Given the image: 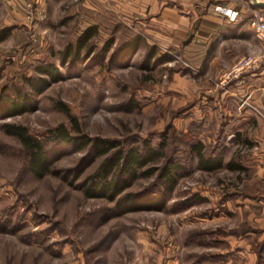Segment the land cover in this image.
<instances>
[{"label":"rangeland","instance_id":"1","mask_svg":"<svg viewBox=\"0 0 264 264\" xmlns=\"http://www.w3.org/2000/svg\"><path fill=\"white\" fill-rule=\"evenodd\" d=\"M13 2L0 0V29L10 28L0 41V97L27 94L33 104L0 118V264H264V183L253 180L254 167L247 161L253 148L238 143L234 133L213 132V120L207 127L193 120L192 109L202 110L210 94L204 69L193 67L183 48L163 47L147 37L140 19L124 22L118 15L103 20L92 48L86 45L74 58L69 46L83 30L81 14L70 13L75 6H52L49 12L36 2L24 7ZM135 37L139 45L133 52L115 55ZM110 38L114 42L101 55ZM152 50L156 54L145 64ZM164 54L167 60L156 59ZM242 55L212 80L214 87L225 88L250 71L224 79ZM47 62L56 64L63 77L36 93L31 79ZM60 102L77 117L80 130ZM7 122L22 123L39 138L65 123L73 134L124 145L164 140L165 156L147 166H162L173 155L182 168L164 208L111 216L107 207L114 200L88 196L80 187L107 154L92 159L78 178L65 177L89 155V147L57 142L60 155L52 168L59 172L37 176L28 167L26 147L6 132ZM200 139L204 153L221 155L223 166L199 167L193 144ZM231 157L249 166L231 168ZM158 172L138 176L126 191L152 189L160 195L164 183Z\"/></svg>","mask_w":264,"mask_h":264},{"label":"crops","instance_id":"2","mask_svg":"<svg viewBox=\"0 0 264 264\" xmlns=\"http://www.w3.org/2000/svg\"><path fill=\"white\" fill-rule=\"evenodd\" d=\"M35 2L45 6V10L49 8V12L52 6H75L76 10L70 13L81 14L83 30L89 25H100L103 20L114 21L117 15L124 22L135 17L146 24V35L156 44L183 48L191 65L204 69L203 82L210 92L202 110L192 109L193 120L201 119L204 127L213 120L216 125L213 132L223 128L224 133H234L238 143L249 145L250 140L253 150L247 161L254 167L253 180L264 183V65L246 72L225 88L217 89L212 83L242 53L260 49V39L249 26L248 6L252 0H14L13 3L24 7ZM216 3L237 9L239 15L229 18L215 10ZM246 98L253 103H244Z\"/></svg>","mask_w":264,"mask_h":264},{"label":"trees","instance_id":"3","mask_svg":"<svg viewBox=\"0 0 264 264\" xmlns=\"http://www.w3.org/2000/svg\"><path fill=\"white\" fill-rule=\"evenodd\" d=\"M9 30V27L0 29V41L9 34ZM97 32L98 25H89L79 35L75 46L70 44L71 51H74V58L80 55L82 48L86 45L92 48L91 40ZM113 42V38L107 40L101 50V55L107 53ZM138 45V38H132L118 47L115 55L119 57L127 55L133 52ZM155 54V50L148 52L144 63L146 64L147 60L152 59ZM165 57L168 56L164 54L156 59L167 60ZM37 69L40 76L31 79V84L36 93H41L52 82L63 77V72L53 62L40 64ZM32 104V99L27 94L18 97H0V118L30 109ZM59 107L69 115L73 127L80 130L79 121L71 113L70 108L63 102L59 103ZM4 126L7 133L16 135L26 147L29 155L28 167L37 176H43L50 172H59V170L52 168L53 163L60 155L57 152L58 148L55 146L57 142H68L77 144L78 147H89V155L82 157L76 167L68 169L64 175L65 177L73 175L78 178L92 159L98 155L107 154L99 167L81 181L80 187L85 189L88 196H102L109 200H114V206L107 207L108 215L111 216L141 208H164L165 197L174 188L177 175H179L178 171L182 168L179 159L173 155L167 157L162 166L156 163L147 166L149 163L165 156L163 151L164 140L157 145L153 144L149 139L134 140L130 144L124 145L120 140L113 138L73 134L65 123H60L50 129L47 137L39 138L31 134L28 127L22 123L7 122ZM221 130L223 134L224 129L222 128ZM220 140H222L221 137ZM248 142L251 145L250 140ZM204 148L205 142L201 139L193 144V149L198 156V165L201 169L214 170L223 166L225 162L221 155H206ZM111 151L112 153L109 154ZM227 165L234 169H242L245 166L242 160L238 161L234 157H231ZM158 170V178L164 183V188L160 195H157L152 189L126 191L133 179L140 175H151Z\"/></svg>","mask_w":264,"mask_h":264},{"label":"built area","instance_id":"4","mask_svg":"<svg viewBox=\"0 0 264 264\" xmlns=\"http://www.w3.org/2000/svg\"><path fill=\"white\" fill-rule=\"evenodd\" d=\"M214 8L216 11L227 15L231 19H235L239 15V11L237 9H234L226 4L216 3ZM248 8L250 10L249 26L260 39L261 49L259 52H251L242 55L233 64L232 68L226 72L224 76L225 80L238 77L245 71L258 68L264 63V8L255 7L253 6V3L249 4ZM243 102L250 104L247 98Z\"/></svg>","mask_w":264,"mask_h":264},{"label":"water","instance_id":"5","mask_svg":"<svg viewBox=\"0 0 264 264\" xmlns=\"http://www.w3.org/2000/svg\"><path fill=\"white\" fill-rule=\"evenodd\" d=\"M253 6L264 7V0H252Z\"/></svg>","mask_w":264,"mask_h":264}]
</instances>
